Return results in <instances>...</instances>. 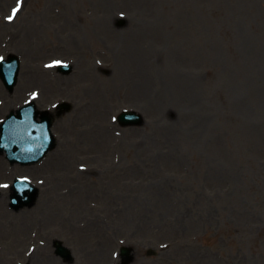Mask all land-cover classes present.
I'll list each match as a JSON object with an SVG mask.
<instances>
[{"label": "rangeland", "instance_id": "obj_1", "mask_svg": "<svg viewBox=\"0 0 264 264\" xmlns=\"http://www.w3.org/2000/svg\"><path fill=\"white\" fill-rule=\"evenodd\" d=\"M11 53L0 119L36 94L71 109L40 163L0 157V264H48L52 236L74 264H115L124 245L131 264H264V0H0ZM16 176L41 191L19 212Z\"/></svg>", "mask_w": 264, "mask_h": 264}, {"label": "water", "instance_id": "obj_2", "mask_svg": "<svg viewBox=\"0 0 264 264\" xmlns=\"http://www.w3.org/2000/svg\"><path fill=\"white\" fill-rule=\"evenodd\" d=\"M9 64L7 66H2V64H0V76L3 78V80L6 82L7 86L12 89L13 86L15 85L16 83V76H14L13 73H9L8 74V70H13V66L15 64H18V61L17 59L14 57V56H11V59L8 60ZM16 69V67H15ZM10 81V82H9ZM33 112H35V105L32 104L28 107H25V108H22L21 110L18 111V115L15 116L13 114H11L9 116V120L6 121L4 123V125L2 126L3 128V131L7 129V126H8V123H9V126L13 124L12 128L14 130H20L23 132V129H25L26 127V124L30 125V120L33 116L37 115V111L32 114ZM44 124H41L39 126V132H37V130L34 132V134L31 135V133L33 132V129L30 128V129H26V133H28V136L30 137L29 139H27L25 142L22 141L20 147L21 149L20 150H16L15 152H12L10 151L9 149V154H13L14 157L17 159V160H20L22 161L23 159L24 160H27L29 158V156L31 155H36V152H38L39 148L42 149L44 148L43 151H41L40 153V156L47 152L48 150L52 149L54 147L53 145V141L46 138L47 134H46V131H47V128L50 126V122L53 121V116L51 114H44ZM127 117L126 115H122L121 116V120L123 121V123H125ZM136 123H140L141 124V119L139 117H136ZM23 124V126H22ZM3 145H0V148H2ZM39 158V157H38ZM34 198V197H33ZM32 198V199H33ZM34 200V199H33ZM19 206H24L23 204H20ZM124 264H127V262H125Z\"/></svg>", "mask_w": 264, "mask_h": 264}, {"label": "bare ground", "instance_id": "obj_3", "mask_svg": "<svg viewBox=\"0 0 264 264\" xmlns=\"http://www.w3.org/2000/svg\"><path fill=\"white\" fill-rule=\"evenodd\" d=\"M22 47H23V45L21 44V45H19V46H17V48H21L22 49ZM36 78H37V76H35ZM53 258H55V257H53ZM56 259V258H55ZM40 260V262L41 263H43V264H47V259H46V261L44 262V261H42V258H40L39 259ZM56 263V261L55 260H51L50 262H48V264H55Z\"/></svg>", "mask_w": 264, "mask_h": 264}, {"label": "snow or ice", "instance_id": "obj_4", "mask_svg": "<svg viewBox=\"0 0 264 264\" xmlns=\"http://www.w3.org/2000/svg\"><path fill=\"white\" fill-rule=\"evenodd\" d=\"M12 17H9V19H11ZM3 60V57H0V61H2ZM62 62L61 61H54L53 62V64H61ZM51 66V65H50ZM36 95H38V94H36ZM25 179H27V178H25ZM4 187H7V185H4Z\"/></svg>", "mask_w": 264, "mask_h": 264}]
</instances>
